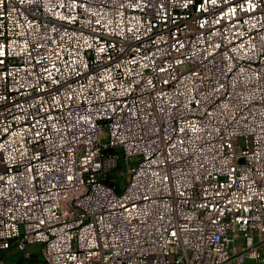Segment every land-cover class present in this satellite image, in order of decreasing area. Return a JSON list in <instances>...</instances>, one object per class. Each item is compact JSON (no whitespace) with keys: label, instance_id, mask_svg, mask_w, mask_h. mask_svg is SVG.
<instances>
[{"label":"built area","instance_id":"2783aa9c","mask_svg":"<svg viewBox=\"0 0 264 264\" xmlns=\"http://www.w3.org/2000/svg\"><path fill=\"white\" fill-rule=\"evenodd\" d=\"M31 243L264 263V0H0V264Z\"/></svg>","mask_w":264,"mask_h":264},{"label":"rangeland","instance_id":"374dc122","mask_svg":"<svg viewBox=\"0 0 264 264\" xmlns=\"http://www.w3.org/2000/svg\"><path fill=\"white\" fill-rule=\"evenodd\" d=\"M118 154L119 159L116 173L118 175V182L120 183V186L122 188L129 179V175L127 174L126 161L123 154L121 152H119ZM39 250L40 247L36 243H31L26 246V252H28L30 255H33L32 260L34 261L31 264H46L40 257ZM4 257L6 260L13 261L14 264H30V261H26L25 259H23L22 254L15 248L5 251Z\"/></svg>","mask_w":264,"mask_h":264},{"label":"crops","instance_id":"0c3cea01","mask_svg":"<svg viewBox=\"0 0 264 264\" xmlns=\"http://www.w3.org/2000/svg\"><path fill=\"white\" fill-rule=\"evenodd\" d=\"M260 252L262 255H264V243L262 245V247L260 248ZM245 264H264V263H259V262H255V261H252V260H247L245 262Z\"/></svg>","mask_w":264,"mask_h":264},{"label":"trees","instance_id":"16d2710c","mask_svg":"<svg viewBox=\"0 0 264 264\" xmlns=\"http://www.w3.org/2000/svg\"><path fill=\"white\" fill-rule=\"evenodd\" d=\"M34 260L30 261L29 263L31 264Z\"/></svg>","mask_w":264,"mask_h":264}]
</instances>
